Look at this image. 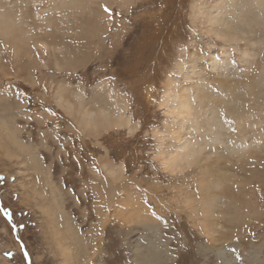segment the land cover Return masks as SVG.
Segmentation results:
<instances>
[{
    "label": "rangeland",
    "instance_id": "rangeland-1",
    "mask_svg": "<svg viewBox=\"0 0 264 264\" xmlns=\"http://www.w3.org/2000/svg\"><path fill=\"white\" fill-rule=\"evenodd\" d=\"M223 1L0 0V264H264V10L231 41ZM204 83L219 139L165 104ZM177 134L203 149L170 167Z\"/></svg>",
    "mask_w": 264,
    "mask_h": 264
},
{
    "label": "bare ground",
    "instance_id": "bare-ground-1",
    "mask_svg": "<svg viewBox=\"0 0 264 264\" xmlns=\"http://www.w3.org/2000/svg\"><path fill=\"white\" fill-rule=\"evenodd\" d=\"M255 7L264 10V0H225L222 2V11L220 14L219 11L216 15H212L211 13L207 14L206 27L218 37H224L227 40L236 41L241 38L239 31L243 33L250 31L252 32L254 31V26L256 24L262 23V14L258 12ZM228 12H231L230 16H228ZM15 24L17 23L15 22L14 17L11 15V11H9V9L2 8L0 4V28H2L4 31H7L11 27L15 29ZM249 40H252V38ZM210 57L212 67L219 68V62L215 56L211 54ZM207 87L208 86L205 83L204 85L199 84V86L195 88H188L186 92L175 91L170 87H167L164 100L165 104L168 106L167 111L173 115H179L178 121L190 120V124L192 123V126L196 130L201 131L202 136L205 132H209L219 139V135L221 134L220 130L223 127L221 121L219 120V107H223L222 104L224 102H229L232 100L233 96L235 95V91L233 88L230 89L226 87V89H224V93L227 95V98L223 99V97L219 96V93L215 94L214 92L207 90ZM203 91L205 92L203 93ZM172 101H174V103H171ZM229 103H227L228 106ZM120 117L121 116L118 114L113 116V114L111 115V112H107L105 120L109 119L112 122L118 121L119 124V121H122ZM12 130L9 131L8 135L13 133ZM184 136L180 134L176 135L177 138H180V141L178 142L179 144L176 150H174L175 152H173L168 158V161L165 162L170 167H177L179 166L178 163H181L180 160H189L202 152L203 143L201 142V139L195 140L192 139L191 136ZM239 147L240 145H235L233 148ZM25 148L26 150L28 149L26 146ZM218 198L219 195L214 192L210 193L209 196L204 197L202 200L203 202L201 201L204 212L207 213L206 208L213 210V208L218 204ZM145 218L148 217L146 216L144 219ZM63 251L64 255H67L66 249H63ZM160 252L161 251L156 246L151 247L146 253H143V260L149 264H165L170 258L165 256L163 257L161 255L162 253Z\"/></svg>",
    "mask_w": 264,
    "mask_h": 264
},
{
    "label": "snow or ice",
    "instance_id": "snow-or-ice-1",
    "mask_svg": "<svg viewBox=\"0 0 264 264\" xmlns=\"http://www.w3.org/2000/svg\"><path fill=\"white\" fill-rule=\"evenodd\" d=\"M106 11H110L109 9H105Z\"/></svg>",
    "mask_w": 264,
    "mask_h": 264
}]
</instances>
